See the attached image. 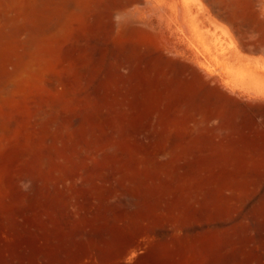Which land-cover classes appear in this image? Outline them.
I'll use <instances>...</instances> for the list:
<instances>
[{"label": "rangeland", "instance_id": "374dc122", "mask_svg": "<svg viewBox=\"0 0 264 264\" xmlns=\"http://www.w3.org/2000/svg\"><path fill=\"white\" fill-rule=\"evenodd\" d=\"M0 264H264V0H0Z\"/></svg>", "mask_w": 264, "mask_h": 264}, {"label": "bare ground", "instance_id": "6f19581e", "mask_svg": "<svg viewBox=\"0 0 264 264\" xmlns=\"http://www.w3.org/2000/svg\"><path fill=\"white\" fill-rule=\"evenodd\" d=\"M173 19V18H172ZM229 55V54H228ZM219 57V56H218ZM238 59H240V58H238ZM231 60V59H230ZM241 62V61H240ZM240 65V64H239ZM258 71H260V70H258Z\"/></svg>", "mask_w": 264, "mask_h": 264}]
</instances>
